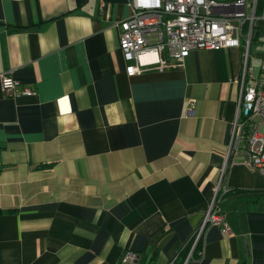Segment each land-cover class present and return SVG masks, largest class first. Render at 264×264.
Masks as SVG:
<instances>
[{"label":"crops","instance_id":"crops-1","mask_svg":"<svg viewBox=\"0 0 264 264\" xmlns=\"http://www.w3.org/2000/svg\"><path fill=\"white\" fill-rule=\"evenodd\" d=\"M130 12L127 0H0V73L34 91L7 96L0 82V264H124L126 251L168 264L221 177L231 233L208 224L182 264H264V175L241 153L226 160L244 66L264 65V0L247 47L131 74L115 25Z\"/></svg>","mask_w":264,"mask_h":264},{"label":"built area","instance_id":"built-area-1","mask_svg":"<svg viewBox=\"0 0 264 264\" xmlns=\"http://www.w3.org/2000/svg\"><path fill=\"white\" fill-rule=\"evenodd\" d=\"M127 1L130 15L115 25L119 50L128 63L129 74L180 67L191 50L238 47L242 41L247 47L257 3V0ZM0 82L7 96L34 94L31 88L21 87L11 71L0 73ZM240 153L245 165L264 175V65L255 77L244 66L226 160ZM226 192L221 177L197 229L195 242L208 224L220 225L222 232L231 233L218 206ZM137 259L135 252L126 251L121 261L136 264Z\"/></svg>","mask_w":264,"mask_h":264},{"label":"trees","instance_id":"trees-1","mask_svg":"<svg viewBox=\"0 0 264 264\" xmlns=\"http://www.w3.org/2000/svg\"><path fill=\"white\" fill-rule=\"evenodd\" d=\"M207 227V225L204 227V230L205 228ZM203 230V231H204ZM196 232L197 230L195 231L194 235L192 236V239H190L184 246H182L177 252L176 254L170 259L169 263L172 261L173 264H182L183 261L187 258L188 256V252H189V249H190V246L191 244L193 243L195 237H196ZM203 234V232H202ZM202 234L199 236V238L197 239V241L195 242L194 244V249L191 253V256H194L196 253H198V247H199V243H200V240L202 238ZM189 259V258H188ZM138 262V260H137ZM139 264V262L137 263Z\"/></svg>","mask_w":264,"mask_h":264},{"label":"rangeland","instance_id":"rangeland-1","mask_svg":"<svg viewBox=\"0 0 264 264\" xmlns=\"http://www.w3.org/2000/svg\"><path fill=\"white\" fill-rule=\"evenodd\" d=\"M256 46L255 45H253L252 46V50H251V55H252V62H253V64H254V66H258L259 64H260V62H261V56L258 54L257 56H254V48H255ZM257 120H258V118H257Z\"/></svg>","mask_w":264,"mask_h":264}]
</instances>
